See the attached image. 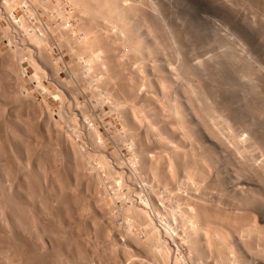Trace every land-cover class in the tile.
Returning a JSON list of instances; mask_svg holds the SVG:
<instances>
[{"label":"rangeland","instance_id":"obj_1","mask_svg":"<svg viewBox=\"0 0 264 264\" xmlns=\"http://www.w3.org/2000/svg\"><path fill=\"white\" fill-rule=\"evenodd\" d=\"M71 1L0 0V188H2L0 189V264H153L154 260L157 261V264H163L158 261L160 259L159 255H155V257H158L155 258L154 256L152 257L154 254L151 252H145L147 250L144 249V243L148 240L145 236L146 229H142L144 225L140 219L135 220L140 216L137 214V209H143L149 214H152L151 211L153 208L146 203L149 200L148 197L151 192H149V190H154V188L158 195H163V198H166V204L169 205L165 204V206L162 207L159 216H156V222L158 221L157 224L159 223L158 226L161 224V220L164 222L166 215L167 217L170 216L169 218L172 219L173 211H176L175 208L172 209L175 201L171 203V197L168 198V194L170 193V195L174 198L176 197V199L179 194V197H181L180 199L178 198L179 200L187 199V195H183L191 194L190 197H192V199L193 197L197 199V201L201 199L203 204L209 203V207H214V210L219 209V212L217 211L219 214L223 207H220V202L217 203V201L221 200L220 186L218 183L221 184L220 178L222 179L223 175H228V181L230 183L232 182L231 185L235 186V188L241 186L237 184L240 179L245 180L248 184L250 183L249 185L246 184L245 187L251 188V190L254 188L255 190L253 189V191H256L254 195L260 196L258 197L260 198V201L258 200L259 204L263 203L264 190L261 189V185H264V132H261L260 135V131H257V129L260 126L264 127V0H115L116 2L119 1L117 5L122 3L119 4L121 7L118 5L120 8L118 7L117 10L116 8L111 7L109 8L110 11L105 7L106 12L109 14H106L105 16L100 13L98 14V11L96 13V8L95 10H93L94 8L92 9L94 13L92 10H90V12L88 10L84 11L83 7L86 3L80 1L81 4H78L75 2L76 0H73L75 3H72ZM154 6H156V8ZM114 9L116 11L113 12L112 10ZM118 10L121 11L118 12ZM92 14L94 15L91 16ZM81 19L83 21H81ZM95 19H97L99 23ZM84 21L86 22L84 23ZM129 21L133 22V25ZM67 22L69 24H66ZM128 25L130 26L128 27ZM71 27L73 28L71 29ZM73 30L75 31L74 34ZM78 32L81 33L79 34ZM37 35L40 36L38 37ZM80 35L81 37H79ZM41 37H44V39L46 38L45 40L43 39L45 42ZM9 38L11 39L9 40ZM33 39L36 41L34 42ZM89 39L90 42L87 43V40L89 41ZM137 40H139L140 43L142 41L141 44H143V47H141L143 48L141 50L143 52L141 53L139 47L141 45ZM11 41L13 43H10ZM76 41H78V43ZM89 43L92 44L90 45ZM37 44H39V47ZM96 45H99V47L102 48L100 49ZM16 47H18V49ZM86 47H88V49ZM96 48L99 49L97 50ZM136 51H138V54ZM33 57L35 58L33 59ZM91 59L94 60L91 61ZM145 60L148 61V65ZM87 62L89 64H87ZM154 64L159 67L160 71L156 69L158 68L156 65L154 66L156 68L153 67ZM160 65H162V68L165 71L161 70L162 68ZM153 68L157 71H154ZM202 68L206 70L203 71ZM173 69L177 75L175 73L173 74ZM164 72L165 74L167 72L168 75H172L169 77L164 76L165 78L162 75L159 78L158 75L161 73L164 74ZM188 73H191V76H195L191 77ZM201 73L204 74L201 75ZM194 78L197 81H195L196 83H194ZM160 79H163V83L160 82ZM168 79H170V82ZM201 81L203 86L201 85ZM99 83L103 85H100ZM147 84H150L149 86L151 87ZM135 89H137V92ZM199 89H201V91ZM171 91L174 92L172 93ZM176 91L178 93L177 96H179L178 98L175 95ZM194 91L198 93H195L194 95ZM202 91H204V94L201 93ZM171 94L174 96L172 95V97ZM180 94L184 95L181 99ZM185 94H187L188 97H191V101L189 100L191 103L186 100V98L184 99V97H187ZM202 95L206 98L204 99ZM171 97H175L176 99L172 100ZM188 97L187 99H189ZM149 98L152 100L150 103H153V106H158L160 108L159 105L162 106V104H165L167 105V108L169 107L168 109L173 107L172 104H175L174 100L178 101L179 99L181 103L182 101L189 102V105L187 103H182L184 104L182 107H184L183 112L186 115V119L187 117H192L191 120H193V117L196 115L199 117V112L203 109L204 111H202L201 115L204 117L203 112H207L205 111V108L210 107V110L208 108L207 110H209V113L211 111V113H205V117H207H204L205 121H210L209 119L211 117H209V115L211 116V114L215 113V109L217 108V112L220 111L217 114H213L217 121L226 123L230 130L233 129L232 132L234 130L235 133L239 132L236 134L238 144L241 143L239 146L246 141V139H244V142H240V135L243 136L242 138H247L249 141L247 140L248 142L246 141V143H248L249 147L245 145V143V148L243 145L241 149H237L236 145L234 147L229 141L227 142L225 139H220L221 142H223V140L226 142L220 143L223 149L226 145V150L224 149L219 153V155H222V160L220 161L223 166L220 168V174L218 173L219 177L216 183L218 185H215L209 183L207 180L204 181L200 173H193L192 169L191 173L189 171L190 169L187 170V166L185 167L184 161L187 156L184 154L185 144L183 143L187 142V135L184 132L178 131V137L177 133L175 135V133L171 132L172 129L170 127L167 131L161 130L160 136L164 134L165 138L167 133L166 138L168 137L170 139L171 137H174L175 139V137H178L183 142L177 140L178 143L181 142L179 151L184 149L183 152H181L184 154L182 155L184 157H179L180 160L178 161L180 162L182 160V163H176L180 164V172H183L180 173V176L176 177L174 175L175 171L170 168L174 171L173 173L170 169L168 170L169 166L166 167L168 161H165L166 163L164 162V158L169 157L164 153L163 154L166 157L158 154L162 148L161 145L159 147L156 146L161 143V138L163 136L160 138L161 141L156 138L157 136L160 137L158 135L159 133L153 138L155 136V131L153 133L152 125L154 128L155 126L158 127L160 124H158V121L156 120L154 121V124H151L149 121L152 122V120L147 119V114L143 113L144 111L147 112L144 110L146 102L148 106L151 105L148 103V101H151ZM192 98L194 100L197 99L198 101H192ZM142 102L145 103L143 104ZM192 102L194 104L200 103V106H196L195 104L194 108H197L196 114H193L195 113V110H192L194 106ZM186 104L188 105L187 108ZM124 105L130 108L127 107L129 109L128 112L126 110L127 108L125 109L126 111L123 110L125 108ZM142 105L144 109L141 108ZM198 106L203 109L198 111ZM167 108L163 111L165 113L164 117L162 116L161 118H165L167 124H169L168 120L171 119L170 123H172L174 114L172 116V114L169 115L168 113H173L174 110L171 108V111H168ZM158 109L155 111L156 113H158ZM191 111L192 113H190ZM141 112L143 116L140 115ZM163 112H159L160 116ZM183 112L182 115L184 114ZM187 113L193 115L190 117L187 116ZM129 114L131 118L129 117ZM144 116L145 119H143ZM202 116H200V118ZM73 118H76V121H74ZM70 120L73 121V123H71ZM164 121L165 120L163 119V123ZM143 122L145 124L149 122L147 124L148 129L145 128L147 125ZM155 122H157V125ZM162 124L160 126H163ZM133 126H136V129ZM164 126L165 127L163 128L166 129V123H164ZM130 128L131 130L132 128L135 129V131L137 130L136 133H138V135L140 133V138L142 137L144 141L146 140L149 144L153 142L152 139L154 140L152 143L153 145H155L154 143L158 140L160 143H158L159 141L156 143V148H154L152 144L148 145L149 149L150 147L154 148V150L151 148L150 152L146 147L148 144L147 142L144 146L145 142H141L143 141L141 140L142 138L138 140L137 137L139 136H135L133 131V134L131 133L133 137L130 135ZM76 130H79V132ZM252 130L254 131L252 132ZM168 131H170L169 134ZM181 133L184 134L181 136ZM172 134L174 135L172 136ZM132 140L135 142L134 145H136V148L131 146ZM175 141L174 143L178 144L176 143L177 141ZM138 143L140 145L143 144V147L139 146ZM181 146L184 148L182 149ZM137 147H141V149L139 148L138 150ZM145 147L147 149H145ZM235 148L237 149L236 152H239L240 155L234 157ZM242 148H247V152L242 151V153L239 151L243 150ZM142 152H145V154L148 152V156ZM140 154H143L144 157ZM103 155L104 157H102ZM105 156L107 161H105ZM159 156L161 158H159ZM162 156L164 157L162 158ZM245 156L247 159L249 158L248 160H250L251 163H253L251 164L248 162V160L245 159ZM149 157L151 158L149 159ZM100 158H103L104 161L110 165L108 164L107 166L105 163L104 165L100 162ZM189 159L192 162V159ZM189 159L188 161L190 162ZM238 159L241 160L239 161ZM142 160L147 163V170L150 168L148 170L149 173L145 170L141 173V171L135 169V167L138 166L136 165V162H143ZM237 160L239 161V164ZM150 161L152 163L155 162V164H153L154 166L152 165L150 167ZM188 161H185V164ZM189 162L187 163L188 168H192L193 165L190 162V165L192 166H189ZM244 163L248 167L244 165ZM258 163L260 166H258ZM181 164L184 165V167ZM128 167H131L132 169L130 168L129 171ZM152 167L156 170L152 171ZM259 167L261 168V171ZM112 168L114 170H111ZM123 168L124 170H122ZM206 169V171L210 170L209 168ZM221 169L223 175H221ZM125 170L128 173H124ZM136 170L139 171V175ZM158 171L161 173L167 171L166 174L164 172L166 179H164L165 176L162 174H158ZM206 171V175L212 176L211 171ZM227 171L234 174L233 176L230 173L232 175L231 178H235V181L237 182H233V179L232 181L231 179L229 180V173H227ZM117 173L121 174L117 175ZM173 175L176 179L178 178L181 180L179 181L177 179V182L176 179H173ZM235 175L238 176V179ZM146 176L148 177L146 178ZM208 178L209 177H207V179ZM139 179H141L142 185L144 186H141ZM146 180H148V182ZM179 182L182 183L181 186L185 184V191L183 187L181 190V186H177ZM247 185L250 187H247ZM187 186L189 187V190H192L186 192L188 189ZM210 190L213 194H211V198L214 196L213 201H211L212 199L210 200V198H207V192ZM183 191L186 193L183 194ZM253 191H251V193H254ZM201 192H203L204 197L201 195ZM205 193H207V195ZM221 197L225 200L226 196ZM207 199L210 202H206ZM133 202H135V204ZM133 204L135 205V208L133 209H135L134 211L138 217H135L136 214L133 212V209L131 210ZM263 204L260 205V209L256 208V210L255 207L254 210L229 209L228 214L229 216H232V218L234 216L235 218L237 217L238 220H250L249 223H254V226L255 224L257 226L263 224V227ZM223 209L221 211L222 213L219 215H222L225 219L224 221L222 218V221L227 223L228 221H231L232 218L225 217L223 214L225 211ZM84 211L87 213H84ZM152 217H154V214ZM171 223L173 224L172 220ZM31 228L33 229L30 230ZM172 231L174 230L172 229L171 232ZM172 234L175 235L172 236ZM172 234L168 233L169 237L166 233L164 234L165 236L167 235L165 238L171 243L172 251L170 261L172 262L170 264H174L175 257H178L177 259H179V261L182 259L184 260L179 262V264H199L198 260L201 259L199 256H194V251L189 252L191 250H189V246H186L189 245L188 242H183V244L180 234L177 235V232L175 233V231ZM170 235L172 238H170ZM241 237L242 240L245 238L243 242L245 245L247 236ZM249 237L252 238L253 236ZM171 239L174 241H171ZM235 239L239 240L237 237ZM254 239L257 238L253 237L251 240L249 239L250 243L247 241L250 245L249 248L253 247L251 248L252 253L249 249L246 250V248H248V243L246 245L247 247L243 245V248H245L244 251L246 250L245 252H248L249 250L252 255L256 253L257 245H263L261 244L263 243L262 240L261 243H258V240L253 243ZM173 242L177 246H175ZM251 242L254 245L257 243V245L254 246ZM178 246L182 248L180 249ZM204 246L205 248L210 247L207 244ZM258 246V250L259 247H264ZM211 248H213L214 252L207 248L205 249L204 257L206 258L205 260L212 263L215 261V257H217V250L215 251L214 246L210 247V249ZM176 249L178 250L176 251ZM33 250H35L36 253ZM253 251L255 252L253 253ZM249 252L248 254H250ZM183 253L185 256L182 255ZM21 254L22 256H20ZM31 254L35 256L32 255V257ZM255 255L256 254L253 256ZM28 257H30V260ZM31 257L33 260H31ZM191 257H193V259L190 261ZM229 257H231V255H229ZM194 259L195 261L197 259L198 262H194ZM154 264H156L155 261Z\"/></svg>","mask_w":264,"mask_h":264},{"label":"bare ground","instance_id":"obj_2","mask_svg":"<svg viewBox=\"0 0 264 264\" xmlns=\"http://www.w3.org/2000/svg\"><path fill=\"white\" fill-rule=\"evenodd\" d=\"M40 1H42V0H40ZM71 1V0H70ZM80 1L81 2H83V3H86L85 4V6L83 7L84 8V11H86V10H88L89 12H90V10H92L93 8V10H95V8H96V13H97V11H98V14L100 13V14H103V16H105L106 14L107 15H109L108 14V12H106V8L105 7H107L108 9L109 8H111V7H113V8H116V10L118 9V7L120 6L119 4H122V3H119L118 5H117V3L119 2H116L115 0H76L75 2L76 3H80ZM122 1V0H121ZM260 1V0H259ZM72 3L74 2L73 0L71 1ZM74 2V3H75ZM209 2V1H208ZM232 2V1H231ZM37 3V2H36ZM39 3V2H38ZM41 3V2H40ZM51 3V2H50ZM56 3H57V1H56ZM83 3H82V5H83ZM93 3V4H92ZM142 3H144V2H142ZM148 3V2H147ZM194 3V2H193ZM230 3V2H229ZM228 3V4H229ZM35 4V3H34ZM53 4V3H52ZM51 4V5H52ZM81 4V3H80ZM92 4V5H91ZM154 4V3H153ZM33 5V4H32ZM89 5V6H88ZM147 5V4H146ZM38 6V5H37ZM56 6V5H55ZM74 6H76V5H74ZM95 6V7H94ZM152 6V5H151ZM40 7V6H39ZM42 7V6H41ZM44 7H45V5H44ZM63 7V6H62ZM80 7H82V6H80ZM121 7V6H120ZM119 7V8H120ZM134 7V6H133ZM153 7V6H152ZM155 8H156V6H154ZM231 7V6H230ZM33 8V7H32ZM38 8V7H37ZM90 8V9H89ZM103 8H105V9H103ZM124 8V7H123ZM136 8V7H135ZM55 9V8H54ZM98 9V10H97ZM107 9V10H108ZM126 9V8H125ZM130 9H131V7H130ZM43 10V9H42ZM59 10V9H58ZM61 10V9H60ZM92 10V11H93ZM115 9L114 10H112L113 12L114 11H116ZM123 10V9H122ZM132 10H133V8H132ZM131 10V11H132ZM152 10V9H151ZM45 11V10H44ZM75 11V10H74ZM84 11H83V14H84ZM88 11H87V13H88ZM108 11H110V9L108 10ZM112 11H111V13H112ZM121 11V10H120ZM119 10H118V12H120ZM136 11V10H135ZM77 12H78V10H77ZM127 12H128V10H127ZM126 12V13H127ZM92 13V12H91ZM90 13V14H91ZM93 13H94V11H93ZM96 13H95V15H96ZM110 13V12H109ZM61 14V13H60ZM73 14V13H72ZM97 14V15H98ZM113 14V13H112ZM135 14V13H134ZM260 14V13H259ZM79 15V14H78ZM77 15V16H78ZM82 15V14H81ZM94 14H92L91 16H93ZM115 15V14H114ZM29 16V15H28ZM72 16V15H71ZM90 16V17H91ZM113 16V15H112ZM111 16V17H112ZM117 16V15H116ZM85 17V16H84ZM95 17V16H94ZM93 17V18H94ZM99 17V16H98ZM102 17V16H101ZM119 17H120V14H119ZM118 17V18H119ZM122 17V16H121ZM126 17V16H125ZM145 17V16H144ZM89 18V17H88ZM100 18V17H99ZM106 18V17H105ZM108 18V17H107ZM117 18V19H118ZM51 19V18H50ZM67 19V18H66ZM83 19H85V18H83ZM90 19V18H89ZM111 19V18H110ZM97 22H98V20L97 19H95ZM106 20V19H105ZM65 21V20H64ZM81 21H83L82 19H81ZM80 21V22H81ZM104 21V20H103ZM113 21V20H112ZM115 21H116V19H115ZM121 21V20H120ZM86 21H84V23H85ZM94 22V21H93ZM108 22V21H107ZM130 22V21H129ZM18 23V22H17ZM24 23V22H23ZM79 23V22H78ZM99 23V22H98ZM103 23V22H102ZM111 23V22H110ZM113 23V22H112ZM123 23V22H122ZM130 23H132V25H133V22H130ZM140 23V22H139ZM65 24V23H64ZM66 24H69L68 22L66 23ZM65 24V25H66ZM71 24V23H70ZM108 24V23H107ZM114 24V23H113ZM112 24V25H113ZM126 24V23H125ZM128 24V23H127ZM166 24V23H165ZM12 25V24H11ZM80 25V24H79ZM78 25V26H79ZM88 25V24H87ZM109 25V24H108ZM141 25V24H140ZM7 26V25H6ZM54 26V25H53ZM127 26V25H126ZM130 25H128V27H129ZM21 27V26H20ZM68 27V26H67ZM66 27V28H67ZM106 27V26H105ZM18 28V27H17ZM58 28V27H57ZM73 27H71V29H72ZM77 28H79V27H77ZM76 28V29H77ZM84 28V27H83ZM88 28V27H87ZM87 28H86V30H87ZM131 28V27H130ZM129 28V29H130ZM136 28V27H135ZM138 28V27H137ZM9 29H10V27H9ZM16 29V28H15ZM69 29V28H68ZM75 29V30H76ZM101 29V28H100ZM132 29V28H131ZM139 29H140V27H139ZM143 29V28H142ZM12 30V29H11ZM63 30V29H62ZM91 30H93V29H91ZM91 30H89V31H91ZM9 31V30H8ZM132 31H134V30H132ZM142 31V30H141ZM26 32V31H25ZM51 32V31H50ZM68 32V31H67ZM77 32V31H76ZM156 32V31H155ZM27 33V32H26ZM29 33V32H28ZM58 33V32H57ZM75 33V31L73 30V34ZM79 33V32H78ZM81 33V32H80ZM79 33V34H80ZM87 33V32H86ZM86 33H84V34H86ZM94 33V32H93ZM97 33V32H96ZM134 33V32H133ZM133 33H131V34H133ZM136 33V32H135ZM138 33V32H137ZM151 33V32H150ZM153 33V32H152ZM8 34V33H7ZM35 34V33H34ZM38 34V33H37ZM41 34V33H40ZM46 34V33H45ZM70 34V33H69ZM84 34H82V35H84ZM98 34V33H97ZM101 34V33H100ZM61 35V34H60ZM59 35V36H60ZM71 35V34H70ZM88 35V34H87ZM99 35V34H98ZM129 35V34H128ZM134 35V34H133ZM29 36V35H28ZM32 36V35H31ZM38 36V35H37ZM40 36V35H39ZM38 36V37H39ZM43 36V35H42ZM75 36V35H74ZM74 36H72V37H74ZM85 36V35H84ZM95 36V35H94ZM93 36V37H94ZM132 36V35H131ZM137 36V35H136ZM53 37V36H52ZM68 37H69V35H68ZM72 37H71V39H72ZM76 37V36H75ZM79 37H81V35L79 36ZM87 37V36H86ZM104 37V36H103ZM29 38V37H28ZM42 38V37H41ZM40 38V39H41ZM64 38V37H63ZM84 38V37H83ZM95 38V37H94ZM100 38V37H99ZM11 38H9V40H10ZM44 39V37L42 38V40ZM46 39V38H45ZM44 39V40H45ZM88 39V38H87ZM97 39V38H96ZM124 39V38H123ZM154 39V38H153ZM2 40V39H1ZM34 40V39H33ZM43 40V41H44ZM36 40H34V42H35ZM83 41H84V39H83ZM82 41V42H83ZM96 41V40H95ZM97 41H99V40H97ZM104 41V40H103ZM115 41V40H114ZM137 41H139V40H137ZM16 42V41H15ZM37 42H38V39H37ZM39 42H41V41H39ZM45 42V41H44ZM70 42V41H69ZM77 43H78V41H76ZM79 42H81V41H79ZM88 42H90V39H89V41L87 40V43ZM94 42V41H93ZM148 42V41H147ZM10 43H13L12 41L10 42ZM96 43V42H95ZM99 43V42H98ZM105 43V42H104ZM103 43V44H104ZM136 43V42H135ZM134 43V44H135ZM138 43V42H137ZM139 43H140V41H139ZM141 43H142V41H141ZM140 43V45L141 46H139L140 47V53L141 52H143V51H141L143 48H141V47H143V44H141ZM40 44V43H39ZM39 44H37V46L39 45ZM69 44V43H68ZM83 44H86V43H83ZM90 44V43H89ZM92 44V43H91ZM90 44V45H91ZM97 44V43H96ZM101 44V43H100ZM115 44V43H114ZM43 45H45V44H43ZM79 45V44H78ZM81 45V44H80ZM116 45V44H115ZM118 45V44H117ZM131 45V44H130ZM129 45V46H130ZM136 45H138V44H136ZM135 45V46H136ZM88 46V45H87ZM97 46V45H96ZM106 46V45H105ZM149 46V45H148ZM39 47V46H38ZM41 47V46H40ZM81 47V46H80ZM93 47V46H92ZM95 47V46H94ZM97 47H99V45L97 46ZM112 47V46H111ZM137 47V46H136ZM147 47V46H146ZM17 49H18V47H16ZM79 48V47H78ZM87 49H88V47H86ZM100 48V47H99ZM98 48V49H99ZM102 48V47H101ZM100 48V49H101ZM131 48H133V47H131ZM138 48V47H137ZM25 49V48H24ZM85 49V48H84ZM86 49V50H87ZM97 49V48H96ZM95 49V50H96ZM97 49V50H98ZM133 49H135V48H133ZM148 49V48H147ZM146 49V50H147ZM94 50V51H95ZM96 50V51H97ZM42 51V50H41ZM49 51V50H48ZM138 51H139V49H138ZM138 51H136V53L138 52ZM149 51V50H148ZM145 52V51H144ZM154 52V51H153ZM43 53V52H42ZM41 53V54H42ZM99 53H101V52H99ZM106 53V52H105ZM104 53V54H105ZM132 53V52H131ZM139 53V54H140ZM158 53V52H157ZM24 54V53H23ZM40 54V55H41ZM82 54V53H81ZM80 54V55H81ZM138 54V53H137ZM136 54V55H137ZM122 55V54H121ZM134 55V54H133ZM142 55V54H141ZM178 55V54H177ZM205 55V54H204ZM18 56V55H17ZM35 56V55H34ZM74 56V55H73ZM85 56H86V54H85ZM98 56V55H97ZM138 56V55H137ZM179 56V55H178ZM213 56V55H212ZM31 57V56H30ZM43 57H45V56H43ZM78 57V56H77ZM80 57V56H79ZM89 57V56H88ZM99 57H101V56H99ZM132 57V56H131ZM145 57V56H144ZM150 57V56H149ZM35 57H33V59H34ZM40 58H41V56H40ZM83 58H85V57H83ZM214 59V58H213ZM47 60V59H46ZM49 60V59H48ZM81 60V59H80ZM94 59H91V61H93ZM109 60V59H108ZM137 60V59H136ZM164 60V59H163ZM6 61V60H5ZM99 61V60H98ZM114 61V60H113ZM129 61V60H128ZM146 61V60H145ZM148 61H149V59H148ZM148 61H146V64H147V62ZM153 61V60H152ZM173 61V60H172ZM35 62V61H34ZM44 62V61H43ZM84 62V61H83ZM90 62V61H89ZM122 62V61H121ZM140 62V61H139ZM171 62V61H170ZM209 62V61H208ZM47 63H48V61H47ZM93 63V62H92ZM110 63V62H109ZM153 63V62H152ZM155 63H156V61H155ZM158 63V62H157ZM161 63V62H160ZM212 63V62H211ZM210 63V64H211ZM53 64V63H52ZM87 64H89L88 62H87ZM126 64V63H125ZM129 64V63H128ZM133 64V63H132ZM136 64H137V62H136ZM162 64H164V63H162ZM185 64V63H184ZM203 64V63H202ZM47 65V64H46ZM82 65V64H81ZM81 65H79V66H81ZM93 65V64H92ZM114 65V64H113ZM148 65V64H147ZM156 64H154L153 65V67L155 66ZM186 65H187V63H186ZM77 66H78V64H77ZM100 66V65H99ZM106 66V65H105ZM132 66V65H131ZM134 66V65H133ZM161 66V68H162V65H160ZM183 66H185V65H183ZM37 67H38V65H37ZM48 67V66H47ZM93 67V66H92ZM130 67V66H129ZM135 67V66H134ZM156 67H158L157 65H156ZM156 67H154V68H156ZM164 67V66H163ZM191 67V66H190ZM213 67V66H212ZM218 67V66H217ZM98 68H100V67H98ZM144 68H146V67H144ZM153 68V69H154ZM179 68V67H178ZM185 68V67H184ZM201 68V67H200ZM199 68V69H200ZM204 68V67H203ZM202 68V69H203ZM210 68V67H209ZM56 69V68H55ZM152 69V70H153ZM157 70H159V67L158 68H156ZM165 69H166V67H165ZM169 69V68H168ZM167 69V71L170 73V71ZM176 69V68H175ZM182 69V68H181ZM188 69V68H187ZM186 69V70H187ZM190 69V68H189ZM201 69V70H202ZM106 70V69H105ZM141 70H142V68H141ZM152 70H150V71H152ZM157 70H155L154 69V71H157ZM161 70H164L163 68L161 69ZM198 70V69H197ZM200 70V71H201ZM204 70H206V69H203V71ZM216 70V69H215ZM10 71V70H9ZM72 71H73V69H72ZM138 71V70H137ZM147 71H149V70H147ZM160 71V70H159ZM165 71V70H164ZM172 71V70H171ZM179 71V70H178ZM185 71V70H184ZM183 71V72H184ZM189 71V70H188ZM202 71V72H203ZM90 72V71H89ZM131 72V71H130ZM145 72V71H144ZM162 72V71H161ZM194 72V71H193ZM206 72V71H205ZM213 72V71H212ZM215 72V71H214ZM142 73V72H141ZM148 73V72H147ZM160 73V72H159ZM175 72H174V69H173V74H174ZM178 73V72H177ZM200 73V72H199ZM92 74V73H91ZM105 74H107V73H105ZM104 74V75H105ZM130 74V73H129ZM135 74V73H134ZM133 74V75H134ZM138 74V73H137ZM146 74V73H145ZM176 74V73H175ZM184 74V73H183ZM189 75L191 74V73H188ZM193 74V73H192ZM195 74V73H194ZM202 74H204V73H201V75ZM140 75V74H139ZM163 75V77L164 76H166V77H169V76H171L170 74L168 75L167 74V72H166V74H165V72H164V74L163 73H161L160 75H158L159 76V78H160V76H162ZM177 75V74H176ZM200 75V74H199ZM205 75H206V73H205ZM144 76V75H143ZM174 76V75H173ZM187 76V75H186ZM191 76V75H190ZM195 75H192L191 77H194ZM109 77V76H108ZM148 78V77H147ZM165 78V77H164ZM198 78V77H197ZM204 78V77H203ZM75 79V78H74ZM134 79V78H133ZM172 79V78H171ZM192 79V78H191ZM195 79V78H194ZM193 79V80H194ZM205 79V78H204ZM161 80V79H160ZM163 80V79H162ZM162 80L160 81V82H162ZM199 80V79H198ZM127 81V80H126ZM137 81H139V80H137ZM168 81L170 82V79H168ZM192 81V80H191ZM196 81V79L194 80V83H196L195 82ZM168 82V83H169ZM193 82V81H192ZM62 83V82H61ZM147 83V82H146ZM149 83V82H148ZM163 83V82H162ZM161 83V84H162ZM167 83V82H166ZM171 83H172V81H171ZM78 84V83H77ZM100 84V83H99ZM138 84V83H137ZM156 84V83H155ZM193 84V83H192ZM191 84V85H192ZM206 84V83H205ZM100 85H103V84H100ZM110 85V84H109ZM142 85V84H141ZM148 85V84H147ZM150 85V84H149ZM148 85V86H149ZM163 85V84H162ZM171 85V84H170ZM201 85H202V81H201ZM200 85V86H201ZM207 85V84H206ZM65 86V85H64ZM63 86V87H64ZM137 86V85H136ZM203 86V85H202ZM140 87V86H139ZM149 87H151V86H149ZM148 87V88H149ZM161 87H163V86H161ZM199 87V86H198ZM124 88V87H123ZM143 88V87H142ZM194 88V87H193ZM193 88H191L192 90H194ZM200 88V87H199ZM202 89V88H201ZM201 89H199L200 91H201ZM22 90V89H21ZM124 90V89H123ZM126 90V89H125ZM136 90V92H137V89H135ZM161 90V89H160ZM50 91V90H49ZM60 91V90H59ZM152 91H154V90H152ZM182 91V90H181ZM190 91V90H189ZM196 91H197V89H196ZM196 91H194V95H195V93L197 94L198 92H196ZM199 91V92H200ZM207 91V90H206ZM63 92V91H62ZM76 92V91H75ZM133 92V91H132ZM164 92V91H163ZM172 92V91H171ZM174 92V91H173ZM172 92V93H173ZM179 92V91H178ZM192 92V91H191ZM204 91H202L201 93L202 94H204L203 93ZM123 93H124V91H123ZM138 93H139V91H138ZM180 93V92H179ZM185 93V92H184ZM16 94V93H15ZM76 94V93H75ZM78 94H80V93H78ZM128 94V93H127ZM177 91H176V93H175V95H176V97L178 98L179 96H177ZM206 94V93H205ZM173 94H171V96H172ZM187 94H185V96H186ZM189 95H190V93H189ZM199 95V94H198ZM77 96V95H76ZM160 96V95H159ZM174 96V95H173ZM172 96V97H173ZM182 96H184V95H181L180 94V99L182 98ZM191 96V95H190ZM188 97V95H187V97L189 98V99H187V97H184V99L186 98V100H190L191 99V97ZM201 96V95H200ZM203 96V95H202ZM171 97V98H172ZM197 97H199V96H197ZM204 97V96H203ZM216 97V96H215ZM159 98V97H158ZM170 98V99H171ZM206 97H204V99H205ZM150 99V98H149ZM160 99V98H159ZM173 99H176L175 97L174 98H172V100ZM183 99V100H184ZM202 99V98H201ZM44 100V99H43ZM151 100V99H150ZM194 99L192 98V101H193ZM121 101H122V99H121ZM130 101V100H129ZM148 101V100H147ZM158 101V100H157ZM178 101H179V99H178ZM177 100H174V102H175V104L173 105L172 104V106L173 107H171L174 111H173V113H168L169 115L170 114H172V116H173V114H174V119H173V122L172 123H170V120L171 119H169L168 121H169V124H167V122H166V119L165 118H161L162 116L164 117V112L163 111H165L166 110V108H167V105H163L162 104V106L161 105H159L160 106V108L158 107V106H153L150 102H152V100L151 101H148V103L149 104H151L150 106H148V104H147V102H146V105H145V109L143 108V105H142V107L141 108H143L144 110H146L147 112H143V113H146L147 114V119H149V120H152V122L151 121H149L151 124H154V121L156 120V121H158V124H162L163 123V119L165 120L164 121V123H166V129H164L163 127H165L164 126V123L162 124L163 126H155L154 128H153V125H152V129H153V133H154V131H155V136L153 137V138H155L157 135L156 134H158L159 136H160V134H161V130L163 131V130H169V127L172 129L171 130V132L172 133H175V135H176V133L178 132V131H181V132H184L186 135H187V142H185V143H183L182 141H181V139H179L178 137H179V135H178V133H177V135H178V137H175V139H174V137H171L170 139L167 137L166 138V136H167V133H166V136H165V138H164V134L162 135V136H160V137H156L157 139H159L160 140V138H161V143H160V141L158 142V143H160L158 146H156V143L157 142H155L154 144L155 145H153L152 143L154 142V140L152 139V141L153 142H151L150 144H152L153 145V147L154 148H156V147H159L160 145H161V151H159L160 153H158V151H157V153L161 156V155H166V156H168L169 158H164L165 160H164V162L165 161H168L167 162V165H166V167L167 166H169V168H168V170L170 169V168H172L174 171H175V173H174V171H172V169H170L171 170V172H173L174 173V175L176 176V177H178V176H180L181 174L180 173H183L182 171L180 172V164H176L177 162H179L178 160H180V156H182V155H186L187 157H185L186 159L188 158H191L192 159V162H191V160H190V162L192 163V165H190V162L188 161V159L186 160L185 158V161H188L189 162V166H192V168L191 167H189L188 168V162H186V164H185V161H184V165H185V167L187 166V170L188 169H190L189 171L191 172V169H192V171H193V173H196V174H201V177L203 178V180L205 181V180H207V181H209V183H212V184H215V185H218L219 184V186H220V198H221V200L220 199H218V200H220V201H217V203H219L220 202V207H223V208H225V209H223L225 212H223V214H224V216L226 217L227 216V218H232V216H229V209H237V210H245V209H253L254 210V207H255V210H256V208L257 209H260V205L261 204H263V203H260L259 204V202H258V200L260 201V198H258V197H260V196H255L254 194H255V192L253 191V189L254 188H252V190H251V188H246L245 186H246V184H248L245 180H241L240 179V177H239V179H240V181L237 183V184H239V185H241V186H238V187H236L235 188V186H232L231 185V183L228 181V175H226V176H224L223 174H222V169H221V175H223L222 176V179L220 178V181H221V184L220 183H218V184H216L217 183V179H218V175L220 174L219 173V171H220V168H222V166L223 165H221V161L220 160H222L221 159V157H222V155H219V153L222 151V150H226V145H225V147H224V149H223V147L220 145V143H223L224 142V140H223V142H221L220 141V139H225L227 142L229 141L230 143H232L233 145H234V147H235V145H236V147H237V149H241V147L246 143V141L248 140L247 138H242L243 136H241L240 135V139L241 140H239L240 142L241 141H243L244 139H246V141L244 142V144L242 143V145H240L239 146V144H241V143H239L238 144V140L236 139V134L237 133H239V132H237V133H235V130L232 132V127H231V129L232 130H230V128L226 125V123H224V122H221V121H217V119L215 118V116H213V114H217L218 112H217V108L215 109V108H213V109H215L216 110V112L215 113H213V114H211V116L209 115V117H211L209 120L210 121H205L204 119L207 117H205V113H209L208 111L210 110L208 107V109L209 110H207V108H205V111H207V112H203L204 113V117L201 115L202 114V111H204V109L203 108H200L199 106H200V103L199 104H196V106L197 105H199L198 106V111L199 110H202V111H200L199 112V117H197V115L195 116V117H197V118H195V117H193V120H191L192 119V115L193 114H196V111H197V108L195 109L194 107H195V104H194V106H193V111L195 110V113H193L192 115H190L189 113H187V116H190L191 118H189V117H187V119H186V115H185V113L183 112L184 110H183V108L184 107H182L184 104H182V103H187V101L186 102H183L182 101V103L180 102H178ZM191 101V100H190ZM189 101V102H190ZM194 101H198L197 99L196 100H194ZM80 102V101H79ZM188 102V103H189ZM143 104L145 103V102H142ZM163 103V102H162ZM187 103V104H188ZM191 103V102H190ZM204 103V102H203ZM130 104V103H129ZM129 104H128V106H129ZM170 104V103H169ZM182 104V105H181ZM186 104V108H187V106L189 105H187ZM78 105V104H77ZM125 105H127V104H125ZM124 105V106H125ZM203 105V104H202ZM217 105V104H216ZM122 106V105H121ZM128 106H125V108L123 109V110H125ZM131 106H132V104H131ZM136 106V105H135ZM141 106V105H140ZM169 106H171V105H169ZM205 106V105H204ZM117 107V106H116ZM119 107V106H118ZM123 107V106H122ZM122 107H121V109H122ZM165 109H164V108ZM214 107V106H213ZM218 107V106H217ZM129 108V107H128ZM126 109L127 110V112H128V110L130 109ZM135 108V107H134ZM158 109V113H156L155 111ZM169 108V107H168ZM167 108V110L169 111L170 109H168ZM62 109V108H61ZM70 109V108H69ZM120 109V108H119ZM142 109V110H143ZM162 109V110H161ZM211 109H212V107H211ZM63 110V109H62ZM125 110V111H126ZM161 110V111H160ZM191 110V109H190ZM132 111V110H131ZM141 111V110H140ZM171 111V110H170ZM3 112V111H2ZM65 112V111H64ZM82 112V111H81ZM88 112V111H87ZM124 112V111H123ZM138 112V111H137ZM159 112H163V113H161L162 115L160 116V113ZM182 112L184 113L183 115H182ZM83 113V112H82ZM90 113V112H89ZM130 113V112H129ZM140 113V112H139ZM190 113H192V111L190 112ZM198 113V112H197ZM210 113H211V111H210ZM209 113V114H210ZM125 114V113H124ZM123 114V115H124ZM127 114V113H126ZM158 114H159V116H158ZM189 114V115H188ZM220 114H221V112H220ZM224 114V113H223ZM60 115V114H59ZM86 115H87V113H86ZM122 115V114H121ZM134 115V114H133ZM136 115H137V113H136ZM140 115H142V112H141V114ZM2 116V115H1ZM54 116V115H53ZM77 116V115H76ZM143 116V115H142ZM168 116V115H167ZM200 116H202L201 118H200ZM74 117V116H73ZM86 117V116H85ZM91 117V116H90ZM129 117L131 118V116H130V114H129ZM141 117V116H140ZM166 117V116H165ZM218 117V116H217ZM222 117V116H221ZM136 118H137V116H136ZM135 118V119H136ZM161 118V119H160ZM167 118V117H166ZM203 118V119H202ZM219 118V117H218ZM74 119V118H73ZM76 119V118H75ZM74 119V121H76ZM126 119V118H125ZM139 119H141V118H139ZM143 119H145V116H144V118ZM142 119V120H143ZM208 119V118H207ZM65 120V119H64ZM131 120V119H130ZM137 120V119H136ZM141 120V121H142ZM160 120H162V121H160ZM128 121V120H127ZM145 121V120H144ZM147 121V120H146ZM25 122V121H24ZM66 122V121H65ZM70 122L71 123H73V121H71L70 120ZM148 122V123H149ZM162 122V123H161ZM232 122V121H231ZM58 123V122H57ZM129 123V122H128ZM144 123V122H143ZM148 123H144L145 125H147ZM75 124H76V122H75ZM74 124V125H75ZM140 124V123H139ZM155 124L157 125V122H155ZM66 125V124H65ZM73 125V124H72ZM131 125H132V122H131ZM177 125V126H176ZM57 126V125H56ZM78 126V125H77ZM126 126H128V125H126ZM130 126V125H129ZM230 126H231V124H230ZM69 127V126H68ZM125 127V126H124ZM134 127V126H133ZM136 127V126H135ZM134 127V128H135ZM146 129H148V125H147V127H145ZM150 128H151V126H150ZM149 128V129H150ZM129 129V128H128ZM136 129V128H135ZM135 129H133L132 128V130H131V128H130V131H129V133H130V135H131V133L133 134V132L135 133L134 135L136 136H139V137H137L138 138V140L139 139H141L140 138V133H139V135H138V133H136V131H135ZM151 129V130H152ZM256 129V128H255ZM70 130V129H69ZM87 130V129H86ZM93 130V129H92ZM150 130V131H151ZM76 131H78L79 132V130H76ZM133 131V132H132ZM147 131V130H146ZM254 130H252V132H253ZM256 131V130H255ZM257 131H260V135H261V132H264V127H262V126H260L258 129H257ZM256 131V132H257ZM112 132V131H111ZM140 132V131H139ZM100 133V132H99ZM114 133H115V131H114ZM117 133V132H116ZM146 133H148V132H146ZM163 133V132H162ZM165 133V132H164ZM170 133V131H168V134ZM184 133H181L180 135L182 136V134H184ZM258 133V132H257ZM19 134V133H18ZM94 134V133H93ZM119 134V133H118ZM128 134V133H127ZM174 134H172V136H173ZM239 135V134H238ZM238 135H237V137H238ZM79 136V135H78ZM77 136V137H78ZM103 136V135H102ZM116 136V135H115ZM132 136V135H131ZM18 137H19V135H18ZM81 137V136H80ZM85 137V136H84ZM97 137H98V135H97ZM127 137V136H126ZM133 137V136H132ZM58 138V137H57ZM79 138V137H78ZM100 138V137H99ZM124 138V137H123ZM145 138V137H144ZM152 138V137H151ZM9 139V138H8ZM21 139V138H20ZM26 139V138H25ZM132 139H134V138H132ZM149 139V138H148ZM183 139V138H182ZM239 139V138H238ZM75 140V139H74ZM104 140H106V139H104ZM114 140V139H113ZM128 140V139H127ZM126 140V141H127ZM135 140V139H134ZM141 140H143V141H141L142 143L143 142H145L144 143V146L146 145V140L144 141V139L142 138ZM177 140H180L183 144H185V150L183 149L184 147L183 146H181L182 147V149L184 150V154L183 153H181V152H183V150H181V151H179L180 150V145H181V142L180 143H178V141L176 142ZM98 141V140H97ZM96 141V142H97ZM136 141V140H135ZM174 141L176 142V143H178V144H175L174 143ZM249 141V140H248ZM247 141V142H248ZM20 142H22V141H20ZM100 142V141H99ZM134 141L132 140V142H131V146L134 148L136 145H134L135 144V142L133 143ZM137 142H139V141H137ZM136 142V143H137ZM140 142V143H141ZM148 143V142H147ZM224 143H226V142H224ZM50 144H51V142H50ZM85 144V143H84ZM139 144V143H138ZM149 143L147 144V148H148V145H150ZM182 144V145H183ZM229 144V143H228ZM120 145V144H119ZM222 145H224V144H222ZM229 145H231V144H229ZM229 145H227V146H229ZM245 145H247L248 146V143H246ZM245 145H244V148H245ZM6 146V145H5ZM85 146V145H84ZM99 146V145H98ZM139 146H142L143 147V144H139ZM156 146V147H155ZM232 146V145H231ZM250 146H252V145H250ZM28 147V146H27ZM102 147V146H101ZM145 147V149H147ZM153 147H150V149L151 148H153ZM240 147V148H239ZM249 147V146H248ZM247 147V148H248ZM45 148V147H44ZM60 148V147H59ZM118 148V147H117ZM136 148V147H135ZM139 148L141 149V147H137V149L139 150ZM154 148H153V150H154ZM230 148V147H229ZM244 148H242L243 150H239V151H246L247 152V148L246 149H244ZM149 148L147 149V150H150ZM237 149L235 148V155H234V157L236 156V155H240L239 154V152H236L237 151ZM27 150V149H26ZM54 150V149H53ZM103 150H105V149H103ZM116 150H118V149H116ZM152 150V151H153ZM96 151V150H95ZM99 151V150H98ZM140 151H142V150H140ZM143 151H146V150H143ZM249 151V150H248ZM28 152V151H27ZM74 152V151H73ZM135 152H136V150H135ZM149 152V151H148ZM148 152H147V154H145V152H142L143 154H145V155H147L148 156ZM150 152H151V150H150ZM153 152H155V151H153ZM240 152V153H241ZM250 152H252V151H250ZM56 153V152H55ZM138 153H139V151H138ZM156 153V154H157ZM162 153V154H161ZM164 153V154H163ZM169 153V154H168ZM180 153H181V155H180ZM238 153V154H237ZM243 153V152H242ZM20 154V153H19ZM81 154V153H80ZM111 154V153H110ZM137 154V153H136ZM143 154H140V155H142L143 157H144V155ZM151 154V153H150ZM157 154V155H158ZM171 154V155H170ZM248 154V153H247ZM89 155H90V152H89ZM96 155V154H95ZM139 155V156H140ZM164 155V156H165ZM56 156V155H55ZM86 156V155H85ZM97 156V155H96ZM138 156V155H137ZM141 156V157H142ZM147 156H145V157H147ZM153 156V155H152ZM159 156V158H161ZM164 156H162V158L164 157ZM165 156V157H166ZM246 156H248V155H246ZM245 156V157H246ZM257 156V155H256ZM81 157V156H80ZM102 157H104V155L102 156ZM108 157V156H107ZM120 157V156H119ZM136 157V156H135ZM143 157H142V159H143ZM154 157V156H153ZM180 157V158H179ZM184 156H182V158H183ZM225 157V156H224ZM241 157V156H240ZM245 157H243V158H245ZM87 158V157H86ZM148 158V157H147ZM151 157H149V159H150ZM172 158V159H171ZM101 159H103V158H100V162H102L103 164L105 163L107 166H108V164L109 163H106L105 161H107L106 160V156H105V161H104V159L103 160H101ZM140 159V158H139ZM154 159V158H153ZM183 159V160H184ZM225 159V158H224ZM246 160H248L247 159V157L245 158ZM68 160V159H67ZM110 160V159H109ZM141 160V159H140ZM160 160V159H159ZM239 161L241 160V159H238ZM237 160V161H238ZM104 161V162H103ZM143 161V160H142ZM161 161V160H160ZM159 161V162H160ZM194 161V162H193ZM239 161H238V164H239ZM41 162V161H40ZM131 162V161H130ZM129 162V163H130ZM136 162V161H135ZM144 162V163H143ZM143 162H139V161H137L135 164L136 165H138L137 167H135V169H138L139 171H141V173H143L144 172V170L145 171H148L147 170V163H145V161H143ZM149 162V161H148ZM151 162V161H150ZM243 162V161H242ZM241 162V163H242ZM248 162H250V160H248ZM258 162V161H257ZM28 163V162H27ZM157 163V162H156ZM163 163V162H162ZM166 163V162H165ZM175 163V164H174ZM179 163H182V160L179 162ZM193 163H197V164H193ZM251 163V162H250ZM253 163V162H252ZM251 163V164H252ZM263 163V162H262ZM261 163V164H262ZM15 164V163H14ZM88 164V163H87ZM101 164V163H100ZM104 164V165H105ZM125 164V163H124ZM133 164V163H132ZM153 164H155V162L154 163H152L151 162V164H150V167L153 165ZM3 165V164H2ZM45 165V164H44ZM102 165V164H101ZM100 165V166H101ZM110 165V164H109ZM128 165V164H127ZM157 165V164H156ZM155 165V166H156ZM159 165V164H158ZM165 165H164V169H165ZM179 165V166H178ZM182 165V164H181ZM184 165H182L183 167H184ZM203 167H202V166ZM241 165V164H240ZM244 165H246L245 163H244ZM244 165H243V167H244ZM250 165V164H249ZM38 166V165H37ZM46 166V165H45ZM126 166V165H125ZM129 166V165H128ZM130 166H131V164H130ZM135 166V165H134ZM133 166V167H134ZM154 166V165H153ZM171 166V167H170ZM182 166H181V168H182ZM221 166V167H220ZM247 166V165H246ZM254 166V165H253ZM255 166L257 167V165L255 164ZM258 166H260L259 165V163H258ZM162 167V166H161ZM248 167V166H247ZM251 167V166H250ZM39 168V167H38ZM41 168V167H40ZM84 168V167H83ZM120 168V167H119ZM130 168L131 167H128V169H129V171H130ZM163 168V167H162ZM206 168H209L208 170L209 171H211L212 172V176L210 175V176H208V175H206V173H205V171L207 170ZM224 168V167H223ZM254 168V167H253ZM258 168V167H257ZM260 168V167H259ZM23 169V168H22ZM102 169V168H101ZM121 169V168H120ZM132 169V168H131ZM141 169V170H140ZM152 171H154V170H156V169H154V167H152ZM163 169V170H164ZM243 169V168H242ZM248 169V168H247ZM250 169V168H249ZM255 169V168H254ZM111 170H114L113 168L111 169ZM122 170H124V168L122 169ZM138 170H136V171H138ZM167 170V169H166ZM226 170H228V169H226ZM252 170V169H251ZM42 171V170H41ZM40 171V172H41ZM95 171V170H94ZM110 171V170H109ZM119 171V170H118ZM139 171H138V175H139ZM143 171V172H142ZM195 171V172H194ZM209 171H206V172H209ZM229 171V170H228ZM227 171V173H229V180L231 179V181H232V179H233V182L235 181V178H231L232 177V175L234 176V174H232V172H228ZM257 171H258V169H257ZM260 171H261V168H260ZM110 172H112V171H110ZM115 172V171H114ZM122 172V171H121ZM126 172V170L124 171V173ZM164 172L165 171H163L162 173L161 172H159L158 171V174L160 173V174H162L163 176H165V174H166V172H165V174H164ZM3 173V172H2ZM6 173V172H5ZM126 173H128V172H126ZM131 173V172H130ZM147 173H149V171L147 172ZM192 173V172H191ZM219 173V174H218ZM232 175H231V174ZM252 173V172H251ZM258 173V172H257ZM262 173H263V171H262ZM262 173H260V174H262ZM22 174V173H21ZM95 174V173H94ZM110 174V173H109ZM115 174H116V172H115ZM114 174V175H115ZM121 174V173H120ZM120 174H118L117 173V175H120ZM153 174V173H152ZM210 174V173H209ZM236 174V173H235ZM34 175V174H33ZM49 175V174H48ZM47 175V176H48ZM129 175H133V174H129ZM140 175H142V174H140ZM150 175V174H149ZM170 175V174H169ZM173 175V176H174ZM193 175V174H192ZM221 175H220V177H221ZM259 175V174H258ZM257 175V176H258ZM263 175V174H262ZM98 176V175H97ZM125 176H127V175H125ZM134 176H136V175H134ZM152 176V175H151ZM158 176V175H157ZM162 176V177H163ZM173 177V179L175 180L176 179V177ZM194 176V175H193ZM236 176V175H235ZM256 176V177H257ZM14 177V176H13ZM71 177V176H70ZM130 177V176H129ZM143 177V176H142ZM148 176H146V178H147ZM183 177V176H182ZM182 177H180V178H182ZM207 177H209L208 179H207ZM237 177V179H238V176H236ZM6 178V177H5ZM9 178V177H8ZM124 178H126V177H124ZM123 178V179H124ZM139 178V177H138ZM151 178V177H150ZM150 178H149V180H150ZM161 178V177H160ZM184 178V177H183ZM195 178V177H194ZM197 178H198V176H197ZM258 178V177H257ZM78 179V178H77ZM164 179H166V176L164 177ZM164 179H163V181H164ZM168 179V178H167ZM178 179V178H177ZM176 179V180H177ZM236 179V180H237ZM263 179H264V177H263ZM2 180V179H1ZM8 180V179H7ZM53 180V179H52ZM56 180V179H55ZM114 180H116V179H114ZM126 180V179H125ZM140 180V181H139ZM138 181H139V183L141 182V179H139ZM144 180V179H143ZM171 180V179H170ZM179 180V179H178ZM178 180H177V182H178ZM181 180V179H180ZM179 180V181H180ZM185 180V179H184ZM261 180V179H260ZM43 181V180H42ZM56 181H58V180H56ZM109 181V180H108ZM147 182H148V180H146ZM151 181V180H150ZM155 181V180H154ZM162 181V182H163ZM188 181V180H187ZM203 181V182H204ZM104 182H106V181H104ZM127 182V181H126ZM144 182H145V180H144ZM143 182V183H144ZM170 182V181H169ZM174 182H176V181H174ZM176 182V183H177ZM185 182V181H184ZM184 182H183V184H184ZM202 182V183H203ZM235 182H237V181H235ZM259 182V181H258ZM6 183V182H5ZM34 183V182H33ZM116 183H118V182H116ZM146 183V182H145ZM144 183V184H145ZM167 183V182H166ZM196 183V182H195ZM208 183V184H209ZM260 183V182H259ZM31 184V183H30ZM127 184V183H126ZM150 184H152V183H150ZM172 184V183H171ZM207 184V183H206ZM250 184V183H249ZM248 184V185H249ZM264 184V183H263ZM4 185V184H3ZM114 185V184H113ZM160 185V184H159ZM158 185V186H159ZM166 185V184H165ZM170 185V184H169ZM177 185V184H176ZM182 185V183L181 182H179L178 183V185L177 186H181ZM185 185V184H184ZM184 185L183 186H181V190L184 188V191H185V189H186V186L184 187ZM188 185V184H187ZM192 185V184H191ZM214 185V186H215ZM235 185V184H234ZM247 185V187H250V186H248ZM260 185V184H259ZM36 186V185H35ZM44 186V185H43ZM69 186V185H68ZM115 186V185H114ZM118 186V185H117ZM125 186V185H124ZM127 186V185H126ZM141 186H144V185H142V182H141ZM147 186V185H146ZM168 186V185H167ZM200 186V185H199ZM204 186V185H203ZM2 187V186H1ZM5 187H7V186H5ZM18 187V186H17ZM148 187V186H147ZM147 187H145V188H147ZM172 187V186H171ZM183 187V188H182ZM188 187V186H187ZM195 187V186H194ZM198 187V186H197ZM252 187V186H251ZM260 187V186H259ZM261 189H263L264 190V185H261ZM52 188V187H51ZM54 188V187H53ZM125 188V187H124ZM129 188V187H128ZM133 188V187H132ZM193 188V187H192ZM204 188V187H203ZM208 188V187H207ZM255 188H256V186H255ZM0 189H2V188H0ZM136 189V188H135ZM173 189V188H172ZM177 189V188H176ZM178 189H180V188H178ZM195 189V188H194ZM211 189V188H210ZM5 190V189H4ZM154 190H155V188H154ZM153 189H151V190H149V200L147 201V203L146 204H149L152 208H153V210L151 211L152 212V214H149L147 211H144L143 209H137L138 211H137V214H139L140 216H139V218H136L135 220H137V219H140V221L142 222V224L145 226H143V228L142 229H146V238L148 239H145V240H147L145 243H144V245H145V248L144 249H146L147 251H145L146 253H152V254H154V255H152V257L154 256L155 257V255H159L160 257V259L158 260V261H160V263H163V264H170L172 261H170L171 260V251H172V249H171V243H170V241H168L165 237L168 235V233L169 234H172V233H174V231H175V233L177 232V235L178 234H180V236H181V238H182V243L183 242H188V244L189 245H186V246H189V250H191V251H189V252H193L194 253V256H199L200 257V259L201 260H198L199 261V264H229V263H231V264H264V247H259V246H264V226L262 227V225H256L255 224V226H254V223H249V221L250 220H248V221H245V220H243V219H237V217L235 218V216L232 218L233 219V221H232V219H231V221H232V223H231V221H228L227 223L225 222L224 223V221H225V219H224V217L221 215H219V214H221L222 212V209L220 210V213L218 214L217 213V211L219 212V209L218 210H214L213 208H211V207H209L210 206V204L209 203H204L203 204V201H201V199H199L198 201H197V199H195L194 197H193V199H192V197H190V195L191 194H185V195H183L184 193H186V192H188V190H189V187H188V189L186 190V192H184L183 191V196H186L187 195V199H184V200H179L181 197H179V194H178V197H177V199H176V197L174 198L172 195H170V194H168L169 196H168V198L169 197H171L170 198V201H171V203L173 202V201H175V203H174V205L172 206V209L173 208H175V210L176 211H173V214H172V219H170L169 217H167V215H166V219L164 220V222H162L163 220H161L160 221V225L158 226V224H157V222H156V220H157V218H156V216L158 215L159 216V214L161 213L160 211H161V209H162V207L163 206H165V204L167 203V201H166V198H163L164 196L162 195H158V193H156V190L154 191ZM170 190V189H169ZM190 190H192V189H190ZM189 190V191H190ZM196 190H197V188H196ZM203 190V189H202ZM208 190V189H207ZM207 190H205V191H207ZM253 191L254 193H251V191ZM255 190V189H254ZM257 190V189H256ZM3 191V190H2ZM132 191V190H131ZM148 191V190H147ZM204 191V190H203ZM258 191H260V190H258ZM5 192V191H4ZM65 192V191H64ZM116 192V191H115ZM142 192V191H141ZM158 192V191H157ZM170 192V191H169ZM177 192V191H176ZM209 192H211V190L209 191ZM209 192H207L208 193V195H207V193H205L206 195H207V198H210V200L211 201H213V199H214V196H213V198H211V194H212V192L211 193H209ZM214 192V191H213ZM261 192H262V190H261ZM3 193V192H2ZM25 193V192H24ZM56 193V192H55ZM61 193V192H60ZM123 193V192H122ZM138 193V192H137ZM180 193V192H179ZM182 193V192H181ZM202 194L201 195H203V192H201ZM215 193V192H214ZM219 193V192H218ZM217 193V194H218ZM29 194V193H28ZM31 194V193H30ZM121 194V193H120ZM124 194V193H123ZM142 194V193H141ZM150 194H151V196H150ZM196 194V193H195ZM216 194V193H215ZM214 194V195H215ZM56 195V194H55ZM59 195V194H58ZM61 195V194H60ZM117 195V194H116ZM133 195H134V193H133ZM213 195V194H212ZM259 195V194H258ZM261 195V194H260ZM7 196H9V195H7ZM124 196V195H123ZM122 196V197H123ZM130 196V195H129ZM138 196H139V194H138ZM175 196H177V195H175ZM182 196V197H183ZM195 196V195H194ZM197 196H198V194H197ZM209 196V197H208ZM216 196H218V195H216ZM221 196H226L225 197V200L221 197ZM10 197V196H9ZM58 197V196H57ZM119 197V196H118ZM131 197V196H130ZM203 197H204V195H203ZM38 198V197H37ZM65 198V197H64ZM173 198V199H172ZM179 198V199H178ZM198 198H200V197H198ZM206 198V197H205ZM263 198V197H262ZM101 199V198H100ZM142 199V198H141ZM172 199V200H171ZM195 199V200H194ZM11 200V199H10ZM168 200V199H167ZM83 201V200H82ZM125 201V200H124ZM263 201V200H262ZM16 202V201H15ZM34 202H36V201H34ZM87 202V201H86ZM96 202H97V200H96ZM95 202V203H96ZM135 202H138V201H135ZM135 202H133L134 204H135ZM204 202H205V200H204ZM206 202H210L208 199H207V201ZM94 203V204H95ZM98 203V202H97ZM103 203V202H102ZM114 203V202H113ZM169 203V202H168ZM216 203V204H217ZM15 204V203H14ZM26 204V203H25ZM133 204V206H132V208H131V210L133 209V208H135V205ZM170 204V203H169ZM80 205V204H79ZM85 205V204H84ZM166 205H168V204H166ZM214 205V204H213ZM219 205V204H218ZM217 205V206H218ZM264 205V204H263ZM99 206V205H98ZM169 206V205H168ZM212 206V205H211ZM22 207V206H21ZM59 207V206H58ZM85 207V206H84ZM263 207V206H262ZM7 208V207H6ZM49 208V207H48ZM140 208V207H139ZM168 208V207H167ZM166 208V209H167ZM14 209V208H13ZM18 209V208H17ZM81 209V208H80ZM100 209V208H99ZM129 209V208H128ZM216 209V208H215ZM23 210V209H22ZM33 210V209H32ZM83 210H85V209H83ZM135 209H133V212L135 213V211H134ZM234 210V211H235ZM4 211V210H3ZM14 211H16V210H14ZM18 211V210H17ZM28 211V210H27ZM82 211V210H81ZM166 211V210H165ZM168 211V210H167ZM172 211V210H171ZM6 212V211H5ZM12 212V211H11ZM24 212H25V210H24ZM23 212V213H24ZM46 212V211H45ZM78 212V211H77ZM86 211H84V213H85ZM150 212V213H151ZM259 212V211H258ZM22 213V214H23ZM50 213H52V212H50ZM59 213V212H58ZM79 213V212H78ZM81 213V212H80ZM87 213V212H86ZM133 213V214H134ZM163 213H164V211H163ZM170 213V212H169ZM168 213V214H169ZM2 214V213H1ZM18 214V213H17ZM16 214V215H17ZM30 214V213H29ZM136 214V213H135ZM137 214L135 215V217L137 216ZM153 214H154V217L156 218H154V217H152L153 216ZM167 214V213H166ZM242 214V213H241ZM262 214H263V212H262ZM82 215H83V212H82ZM128 215V214H127ZM152 215V216H151ZM119 216V215H118ZM229 216V217H228ZM260 216H263V215H260ZM26 217V216H25ZM83 217V216H82ZM132 217V216H131ZM134 217V216H133ZM138 217V216H137ZM19 218V217H18ZM222 218L224 219V221H222ZM227 218H226V220H227ZM264 218V217H263ZM30 219V218H29ZM32 219V218H31ZM54 219V218H53ZM127 219V218H126ZM262 219V218H261ZM87 220V219H86ZM171 220H172V222H173V224L171 223ZM262 220H264V219H262ZM261 220V221H262ZM29 221V220H28ZM6 222V221H5ZM43 222V221H42ZM85 222V221H84ZM136 222V221H135ZM230 222V223H229ZM8 223V222H7ZM18 223V222H17ZM16 223V224H17ZM25 223V222H24ZM70 223V222H69ZM261 223V222H260ZM19 224V223H18ZM32 225H33V223H32ZM79 226V225H78ZM98 226V225H97ZM136 226H137V224H136ZM135 226V227H136ZM81 227V226H80ZM133 227V226H132ZM22 228V227H21ZM24 228V227H23ZM30 228V227H29ZM33 228H31L30 230H32ZM104 229V228H103ZM174 230V231H172L171 232V230ZM5 230V229H4ZM167 234L166 236L164 235L165 233ZM32 232V231H31ZM47 232V231H46ZM109 232V231H108ZM131 232V231H130ZM140 233V232H139ZM164 233V234H163ZM12 234V233H11ZM27 234V233H26ZM36 234V233H35ZM15 235V234H14ZM29 235V234H28ZM88 235V234H87ZM141 235V234H140ZM175 234H172V236H174ZM7 236V235H6ZM46 236V235H45ZM130 236V235H129ZM132 236V235H131ZM241 236H247V238H246V240L249 242L253 237H255V238H257V239H254L253 240V243H254V241H257L258 240V243H261V240H262V242L263 243H261V244H263V245H257V243L254 245V244H252V242H251V244L252 245H254V246H258L259 247V250L257 249V246H256V253H254L255 251H253V253L254 254H256L255 256H253L251 253H252V250H251V248H253V247H251V248H249V243L246 241V243H245V245L243 244V242H244V240H245V238H243L244 240H242V237ZM249 236H253L252 238H250ZM1 237V236H0ZM5 237V236H4ZM57 237V236H56ZM64 237V236H63ZM96 237V236H95ZM101 237V236H100ZM168 237H169V235H168ZM237 237V239H239V240H236L235 238ZM12 238V237H11ZM41 238V237H40ZM108 238H110V237H108ZM124 238V237H123ZM170 238H172L171 237V235H170ZM8 239V238H7ZM33 239V238H32ZM131 239H132V237H131ZM250 239V240H249ZM6 240V239H5ZM129 240V239H128ZM143 240V239H142ZM184 240V241H183ZM10 241V240H9ZM14 241V240H13ZM17 241V240H16ZM27 241V240H26ZM36 241V240H35ZM171 241H174L173 239H171ZM241 241V242H240ZM260 241V242H259ZM60 242V241H59ZM84 242V241H83ZM129 242V241H128ZM18 243V242H17ZM21 243H23V242H21ZM41 243V242H40ZM43 243V242H42ZM53 243V242H52ZM69 243V242H68ZM142 243V242H141ZM174 243V242H173ZM247 243H248V248H246V250L247 249H249L250 250V252H249V250H248V252L251 254H248V252H245L244 251V249L245 248H243V245L244 246H246L247 245ZM11 244V243H10ZM184 244V243H183ZM186 244V243H185ZM208 245V246H210V247H212V246H214V248H215V251L217 250V252H216V256L217 257H215V261L214 262H210V261H207V260H205L206 258L204 257V255H205V249H209V250H211V251H213V248H211L210 249V247H207V248H205V246L204 245ZM2 245V244H1ZM8 245V244H7ZM58 245V244H57ZM98 245V244H97ZM174 245L175 246H177L175 243H174ZM251 245V246H252ZM42 246V245H41ZM40 246V247H41ZM47 246V245H46ZM182 246V245H181ZM185 246V245H184ZM27 247V246H26ZM178 247H180V246H178ZM247 247V246H246ZM36 248V247H35ZM174 248V247H173ZM176 248V247H175ZM182 247H180V249H181ZM191 248V249H190ZM255 248V247H254ZM39 249V248H38ZM96 249V248H95ZM138 249V248H137ZM184 249V248H183ZM17 250V249H16ZM23 250V249H22ZM27 250V249H26ZM143 250V249H142ZM178 249H176V251H177ZM185 250V249H184ZM18 251V250H17ZM34 252H35V250H33ZM149 251V252H148ZM182 251V250H181ZM31 252V251H30ZM131 252V251H130ZM138 252V251H137ZM143 252V251H142ZM188 252V251H187ZM214 252V251H213ZM27 253H29V252H27ZM33 253V252H32ZM36 253V252H35ZM62 253V252H61ZM74 253V252H73ZM96 253V252H95ZM110 253V252H109ZM77 254V253H76ZM126 254V253H125ZM141 254V253H140ZM174 254H175V252H174ZM186 254V253H185ZM33 254H31V256H32ZM38 255V254H37ZM56 255V254H55ZM143 255V254H142ZM182 255H184V253L182 254ZM190 255V254H189ZM229 255H231V257H229ZM20 256H22V254L20 255ZM30 256V255H29ZM33 256H35V255H33ZM32 256V257H33ZM107 256V255H106ZM127 256V255H126ZM185 256V255H184ZM193 256V257H194ZM212 256V255H211ZM31 257V258H32ZM151 257V256H150ZM149 257V258H150ZM157 257V256H156ZM155 257V258H156ZM193 257H191V259H190V261L193 259ZM203 257H204V259H203ZM26 258V257H25ZM29 258V260H30V257H28ZM37 258V257H36ZM35 258V259H36ZM158 258V257H157ZM178 258V257H177ZM176 257L174 258V264H179V262H181V261H179V259H177ZM182 258V257H181ZM180 258V259H181ZM189 258V257H188ZM195 258V257H194ZM35 259H34V261H35ZM199 259V258H198ZM208 259V258H207ZM31 260H33V258L31 259ZM112 260V259H111ZM122 260V259H121ZM145 260V259H144ZM151 260H153V259H151ZM187 260V259H186ZM212 260V259H211ZM20 261V260H19ZM24 261V260H23ZM26 261H27V259H26ZM59 261V260H58ZM155 261V263L157 264V261L156 260H154ZM154 261H153V264H154ZM184 261V260H183ZM197 261V259H196V261H195V259H194V262H198ZM36 262V261H35ZM39 262V261H38ZM44 262H45V260H44ZM83 262V261H82ZM89 262V261H88ZM127 262V261H126ZM186 262V261H185ZM193 262V263H194ZM1 263V262H0ZM28 263V262H27ZM32 263V262H31ZM46 263V262H45ZM69 263V262H68ZM29 264V263H28ZM78 264V263H77ZM149 264V263H148ZM159 264V263H158ZM198 264V263H197Z\"/></svg>","mask_w":264,"mask_h":264}]
</instances>
